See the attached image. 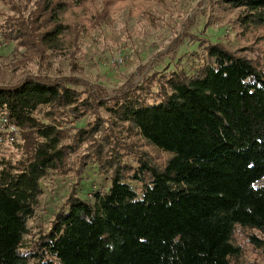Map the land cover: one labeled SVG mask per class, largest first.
Returning a JSON list of instances; mask_svg holds the SVG:
<instances>
[{"label":"trees","instance_id":"1","mask_svg":"<svg viewBox=\"0 0 264 264\" xmlns=\"http://www.w3.org/2000/svg\"><path fill=\"white\" fill-rule=\"evenodd\" d=\"M1 1L16 13L4 36L41 59L77 47L84 28L75 13L100 25L130 0ZM224 3L248 25H264V0ZM204 49L205 63L158 76L153 93L138 86L105 99L70 88L79 84L71 77L30 75L0 86V112L22 132L19 159L0 161V264H234L236 228L264 235V63L218 43ZM72 116L91 120L69 135ZM120 130L164 162L141 150L128 164L139 145L121 142ZM83 143L82 164L109 170L107 190L92 202L69 196L50 229L27 240L42 182Z\"/></svg>","mask_w":264,"mask_h":264},{"label":"rangeland","instance_id":"2","mask_svg":"<svg viewBox=\"0 0 264 264\" xmlns=\"http://www.w3.org/2000/svg\"><path fill=\"white\" fill-rule=\"evenodd\" d=\"M13 15L16 13L0 0V86L16 84L30 75L71 77L79 84L69 85L70 88L79 92H100L105 99L138 86L153 93L158 90V76H168L177 70L191 74L205 63L206 43L221 44L264 63V25H248L242 20L244 13L229 8L224 0H165L162 4L130 0L111 8L108 21L100 25L89 20V12H77L76 19L84 28L77 47L64 45L60 51L47 53L41 59L26 55L16 41L2 33L1 26ZM114 60L121 62L113 67ZM90 120V117L72 116L63 129L71 135L86 128ZM20 134L17 144L0 146V161L19 159ZM116 135L121 142L133 140L141 146L135 147L133 153L127 151L128 164L136 166V156L141 150L156 164L164 162L165 156L145 146L139 137L128 138L123 130ZM88 150L87 143L79 145L66 167L51 173L42 182V195L27 221L30 232L27 240H34L50 229L55 214L69 196L76 194L92 202L94 193L107 190L109 170L100 169L93 161L82 164ZM258 185L264 186V179ZM232 241L239 250V256L232 263L264 264L263 234L236 228Z\"/></svg>","mask_w":264,"mask_h":264},{"label":"built area","instance_id":"3","mask_svg":"<svg viewBox=\"0 0 264 264\" xmlns=\"http://www.w3.org/2000/svg\"><path fill=\"white\" fill-rule=\"evenodd\" d=\"M121 60H114L111 64L112 66H116L119 64ZM21 130L20 128L13 124L6 116L5 113H0V146L1 145H12L17 142L19 134Z\"/></svg>","mask_w":264,"mask_h":264}]
</instances>
